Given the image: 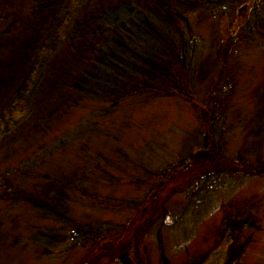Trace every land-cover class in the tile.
Segmentation results:
<instances>
[{"label":"rangeland","instance_id":"obj_1","mask_svg":"<svg viewBox=\"0 0 264 264\" xmlns=\"http://www.w3.org/2000/svg\"><path fill=\"white\" fill-rule=\"evenodd\" d=\"M212 1L172 61L183 93L161 70L116 104L4 117L0 264H264V0Z\"/></svg>","mask_w":264,"mask_h":264},{"label":"trees","instance_id":"obj_2","mask_svg":"<svg viewBox=\"0 0 264 264\" xmlns=\"http://www.w3.org/2000/svg\"><path fill=\"white\" fill-rule=\"evenodd\" d=\"M213 3L218 2L0 0V30L7 49V56L0 54V123L13 111L24 112L26 105L42 106L53 116L44 105L58 111L64 107L57 105L70 108L93 98L116 104L141 91L142 84L151 90L150 84L165 77L161 70L171 75L169 83L174 78L176 91L170 92L183 93L188 88L178 83L176 74L181 62L188 64L191 58L186 48L187 42H194L190 16ZM10 55L19 61L9 62ZM27 114L29 122L34 116ZM8 131L0 124L2 135ZM57 180L48 182L57 185V191L69 183Z\"/></svg>","mask_w":264,"mask_h":264}]
</instances>
